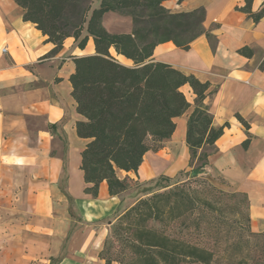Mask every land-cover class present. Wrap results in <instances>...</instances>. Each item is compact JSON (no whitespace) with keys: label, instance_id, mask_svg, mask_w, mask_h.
I'll return each mask as SVG.
<instances>
[{"label":"crops","instance_id":"obj_1","mask_svg":"<svg viewBox=\"0 0 264 264\" xmlns=\"http://www.w3.org/2000/svg\"><path fill=\"white\" fill-rule=\"evenodd\" d=\"M245 0H165L172 13L203 8V27L187 50L171 42L151 57L209 83L204 100L212 125L224 128L204 173L189 165L186 129L192 107L174 119L175 130L157 152L149 151L137 173L118 171L140 184L180 173L219 178L225 189L244 194L252 232H264V16L258 21L241 10ZM264 0H252L257 13ZM12 0H0V264H105L101 252L112 224L144 192L128 189L111 196L105 181L96 197L80 169L81 151L69 81L72 57L94 54L92 39L80 50L72 38L54 49L35 26L22 19ZM103 27L113 34L132 30L131 19L106 13ZM5 49L6 52H2ZM247 49L251 55L240 50ZM112 54L113 51H111ZM124 66L132 61L116 56ZM193 105L195 96L182 89ZM242 121H240V119ZM247 141V145L243 143ZM116 264V263H111Z\"/></svg>","mask_w":264,"mask_h":264},{"label":"trees","instance_id":"obj_2","mask_svg":"<svg viewBox=\"0 0 264 264\" xmlns=\"http://www.w3.org/2000/svg\"><path fill=\"white\" fill-rule=\"evenodd\" d=\"M12 1L22 9L23 21L33 24L46 36V42L55 46L49 55L57 53L67 38H72L80 50L89 39L93 41L94 54L72 57L74 71L69 77L76 112L83 117L75 124L76 134L88 140L80 162L88 185L85 193L96 197L103 181L111 196L128 190L134 180L128 176L121 179L117 172L137 173L146 153L162 147L175 130L174 119L191 107L185 137L189 165L195 164L193 170L204 173L215 142L228 126L212 125L209 108L204 104L210 94L209 83L151 59L156 46L162 43L171 42L187 50L201 35L211 41L212 36L203 27V8L172 13L162 6L165 0ZM245 2L241 10L258 22L264 16V7L252 13V0ZM110 12L129 17L131 32H108L102 18ZM240 53L251 55L247 49ZM116 56L132 61L133 65L120 64ZM184 86L195 96L193 105L181 90ZM170 181L168 177H159L148 182L145 196L118 218L126 223L124 230L128 231L120 233L122 245L128 251L123 264H212L214 254L210 249L192 244L180 235L188 230L185 222L193 215L195 230L200 231L204 224L209 229V215L215 211L206 197L209 195L214 199L240 196L246 206L247 233L250 236L264 233L251 231L244 194L226 193L208 185L205 196L199 199L197 189L185 183L171 185ZM116 229L119 234L120 228ZM103 259L105 264L113 263L108 257Z\"/></svg>","mask_w":264,"mask_h":264},{"label":"rangeland","instance_id":"obj_3","mask_svg":"<svg viewBox=\"0 0 264 264\" xmlns=\"http://www.w3.org/2000/svg\"><path fill=\"white\" fill-rule=\"evenodd\" d=\"M93 6L96 7L97 2ZM175 183H185V185L197 189L199 199L205 196L208 185H213L226 193H232L225 189L224 183L219 178L212 176L190 175L186 177L185 174H180L169 182L171 185ZM148 186V183L140 184L134 181L129 189L136 190L138 195L143 193ZM206 197L215 208V211L209 215V229L204 224L200 231L195 230L192 224L193 215L191 219H186L185 223L189 225L187 226L188 230H183L180 234L181 237H185L192 244L210 249L214 254L212 264H264V233L262 232L263 234L259 236H250L247 233L246 206L242 198L237 196L214 199L210 195ZM195 212L199 215V210ZM117 226L120 228L119 234H117ZM126 227V223L119 219L113 223L101 252L102 258L108 257L116 264H123L128 259V251L125 250L120 239V235H122L120 233L128 232L124 230ZM154 227H158V225L154 224ZM178 228L182 230L181 227Z\"/></svg>","mask_w":264,"mask_h":264},{"label":"built area","instance_id":"obj_4","mask_svg":"<svg viewBox=\"0 0 264 264\" xmlns=\"http://www.w3.org/2000/svg\"><path fill=\"white\" fill-rule=\"evenodd\" d=\"M2 52L4 53V52H6V50H5V49H3V50H2Z\"/></svg>","mask_w":264,"mask_h":264}]
</instances>
